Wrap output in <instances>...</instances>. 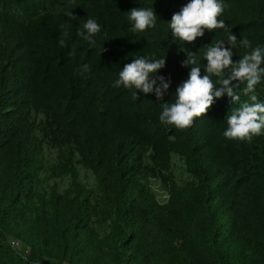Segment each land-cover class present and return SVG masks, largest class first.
I'll use <instances>...</instances> for the list:
<instances>
[{
	"label": "trees",
	"instance_id": "obj_1",
	"mask_svg": "<svg viewBox=\"0 0 264 264\" xmlns=\"http://www.w3.org/2000/svg\"><path fill=\"white\" fill-rule=\"evenodd\" d=\"M187 2L0 0V264H264V134L224 137L238 106L226 92L188 128L159 119L187 55L204 74L207 46L229 34L233 62L264 48V0H223L227 28L192 43L169 27ZM139 7L157 22L133 33ZM89 18L94 47L77 35ZM137 56L166 59L163 100L113 86Z\"/></svg>",
	"mask_w": 264,
	"mask_h": 264
},
{
	"label": "clouds",
	"instance_id": "obj_2",
	"mask_svg": "<svg viewBox=\"0 0 264 264\" xmlns=\"http://www.w3.org/2000/svg\"><path fill=\"white\" fill-rule=\"evenodd\" d=\"M223 11V0H188L180 11L172 15L169 27L175 38L192 43L198 37H203L206 30L212 32L215 29L227 28L225 22L218 19ZM68 16L70 20L76 19L72 13ZM128 20L131 24L130 31L144 32L155 27L157 15L153 8H133L128 11ZM100 31L101 27L96 20L89 18L77 31V35L88 41L90 47H94L96 42L93 37ZM62 35L67 37L68 32L65 31ZM226 43L231 47H226ZM59 44L65 47L66 40L60 39ZM239 44L245 48L251 46L247 39H241ZM236 47L237 37L233 34H229L226 41L220 40L214 45H208L204 53L207 62L204 74H201L199 66H195L197 64L195 57L187 55L182 64L184 67L191 65L188 78L176 88L174 102L161 103L160 122L174 125L179 129L188 128L194 118L208 112L215 98L226 92L232 103L238 106L226 117L227 128L223 133L224 137L229 140L250 142L254 136L264 134V102H261L256 94V86L264 77V67H261L264 64V48L257 46L233 62L232 48ZM103 50L102 47L100 51ZM69 56H75L74 47ZM165 60V58L150 60L145 56H137L131 63L123 66L113 86L140 90L144 94L154 93L157 100H163L170 81L157 73L165 66ZM89 70L86 64L81 67V72ZM213 76L218 78L217 82L213 81ZM217 84L222 87L217 89ZM241 85L244 86L241 88ZM241 94L248 96L249 100L240 102ZM134 95L138 98L136 93Z\"/></svg>",
	"mask_w": 264,
	"mask_h": 264
},
{
	"label": "rangeland",
	"instance_id": "obj_3",
	"mask_svg": "<svg viewBox=\"0 0 264 264\" xmlns=\"http://www.w3.org/2000/svg\"><path fill=\"white\" fill-rule=\"evenodd\" d=\"M161 190H162V188H161V187H158V188H155V189H154V191H155L156 193H159V192H161Z\"/></svg>",
	"mask_w": 264,
	"mask_h": 264
}]
</instances>
